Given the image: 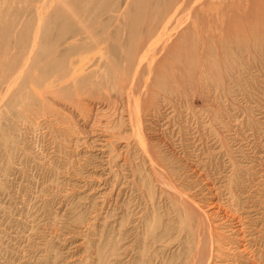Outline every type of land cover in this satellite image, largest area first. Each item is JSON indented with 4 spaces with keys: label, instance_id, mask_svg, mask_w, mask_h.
Wrapping results in <instances>:
<instances>
[{
    "label": "rangeland",
    "instance_id": "374dc122",
    "mask_svg": "<svg viewBox=\"0 0 264 264\" xmlns=\"http://www.w3.org/2000/svg\"><path fill=\"white\" fill-rule=\"evenodd\" d=\"M176 1L0 0V264H264V0Z\"/></svg>",
    "mask_w": 264,
    "mask_h": 264
},
{
    "label": "bare ground",
    "instance_id": "6f19581e",
    "mask_svg": "<svg viewBox=\"0 0 264 264\" xmlns=\"http://www.w3.org/2000/svg\"><path fill=\"white\" fill-rule=\"evenodd\" d=\"M177 1H178V0H177ZM177 1H176V3H174V4H178ZM184 1H185V0H184ZM181 2H182V1H181ZM179 3H180V2H179ZM177 6H178V5H177ZM177 6L175 5L174 8L177 7ZM167 7H168V5L166 6V8H167ZM169 7H170V6H169ZM5 8H6V7H5ZM5 8H4V9H5ZM172 8H173V7H172ZM174 8H173V9H174ZM1 9H2V8H1ZM7 9H8V8H7ZM11 10H12V9H11ZM173 11H174V10H173ZM6 12H7V11H6ZM1 13H2V12H1ZM1 13H0V14H1ZM165 13H166V12H165ZM160 14H161V13H160ZM171 14H172V13H171ZM3 16H4V14H3ZM159 16H160V15H159ZM169 16H170V15H169ZM169 16H168V17H169ZM157 17H158V15H157ZM165 17H166V20H167V16H165ZM168 20H169V19H168ZM156 21H158V20H156ZM162 21L165 22L164 20H162ZM163 22H161V23H163ZM161 23H159V24H161ZM171 23H172V22H171ZM171 23H169V24H171ZM10 25H11V24H10ZM154 25H156L155 22H154ZM157 25H158V24H157ZM167 25H168V24H167ZM167 25H165V26H167ZM7 26H8V25H7ZM159 26H160V25H159ZM16 27H17V25H16ZM13 28H14V27H13ZM22 28H23V27H22ZM158 28H159V27H158ZM163 28H164L163 26H162V29H161V27H160L161 30H163ZM168 28H169V27H168ZM16 29H17V28H16ZM20 29H21V27H20ZM20 29H19V30H20ZM153 29H155V28L152 27L151 30H153ZM156 29H157V28H156ZM8 30H10V29L8 28ZM8 30H7V31H8ZM13 30H14V29H12V31H13ZM21 30H22V29H21ZM7 31H6V33H7ZM17 31H18V30H17ZM17 31H16V33H17ZM153 31H154V30H153ZM155 31H156V30H155ZM8 32L10 33V31H8ZM19 32H21V31H19ZM6 33H5V35H8V34H9V33H8V34H6ZM13 33H14V32H13ZM21 33H22V32H21ZM17 34H19V33H17ZM22 34H23V33H22ZM151 34H152V33L149 34L150 37L147 38V36H146V37H143V38H145L146 40L149 39V38H151V37H153L154 39H156L155 36H151ZM154 35H156V34L154 33ZM2 36H3V35H2ZM11 36H12V33H11ZM13 36H14V37H12V38H13L14 41H15V35L13 34ZM6 37H8V39L10 38V36H6ZM16 37H17V36H16ZM19 37H20V36H19ZM21 37H22V36H21ZM23 37H24V36H23ZM2 38H3V37H2ZM4 38H5V37H4ZM24 38H25V37H24ZM162 38H163V37H162ZM159 39H160V38H159ZM159 39H158V40H159ZM18 40H19V39H18ZM24 40H25V39H24ZM146 40H145V41H146ZM151 40H153V39H151ZM8 41H9V40H8ZM12 41H13V40H12ZM12 41H10V42H12ZM148 41H149V40H148ZM154 41H155V40H154ZM10 42H9L8 45L11 44ZM143 42H144V40H143ZM15 43H16V41L14 42V44H15ZM20 43H22V41H21ZM25 43H26V42H25ZM144 43H145V42H144ZM12 44H13V43H12ZM148 44H149V42H148ZM152 44L154 45V43H152ZM18 45H19V42H18ZM144 45H145V44H144ZM14 46H15V45H14ZM145 46H146V45H145ZM11 49H12V48H11ZM24 49H25V48H24ZM9 50H10V49H9ZM9 50H8V52H9ZM13 50H14V49H13ZM143 50H144V49H143ZM8 52H7V53H8ZM12 52H13V51H12ZM23 52H24V50H23ZM141 52H142V51H141ZM13 53H14V52H13ZM143 53H144V52H143ZM11 54H12V53H8L7 55L10 57ZM8 56H7V57H8ZM14 56H16V54H15ZM26 56H27V55H26ZM23 57H25V56H23ZM12 58H13V57H12ZM26 58H27V57H26ZM26 58H25V59H26ZM8 60H9V59H8ZM22 60H23V59H22ZM14 63H15V61H14ZM23 63L25 64L24 66H26V65L29 66V64L26 63L25 60H23ZM0 65H3V64L0 63ZM24 66H23V67H24ZM19 67H20V66H19ZM0 68H2V66H1ZM21 68H22V66H21ZM25 69H26V67H25ZM25 69H24V70L21 69V72H19L18 74L16 73V77H15V78L12 77V79L15 81L16 78L18 79V77L23 78V77H21V76L23 75L22 72H24ZM0 70H1V69H0ZM27 70H28V69H27ZM27 70H26V71H27ZM9 71H10V70H9ZM19 71H20V70H19ZM1 72H2V71H1ZM10 76H12V75L10 74ZM14 76H15V75H14ZM1 77H3V76H1ZM1 79H2V78H1ZM24 79H25V78H24ZM26 79H27V77H26ZM7 80H8V79H7ZM18 81H19V80H18ZM16 83H18V82H16ZM19 83H20V82H19ZM14 84H15V83H14ZM15 85H17V84H15ZM15 85H7V89H4V90H5V91H10L11 88H13V86H15ZM5 86H6V85H5ZM0 87H1V89H2V86H1V85H0ZM5 88H6V87H5ZM1 89H0V90H1ZM2 90H3V89H2ZM3 92H4V91H3ZM0 93H1V92H0ZM2 94H3V93H2ZM0 95H1V94H0ZM4 96H6V94H5ZM5 99H6V97H5ZM96 123H98V122H96ZM97 126H98V125H97ZM141 128H142V127H141ZM141 128H140V130H141ZM95 131H96V130H95ZM140 134H141V133H140ZM106 139H107V138H106ZM140 141H141V140H140ZM142 141H143V140H142ZM142 144H144V142H143ZM144 145H145V144H144ZM144 145H143V146H144ZM200 147H201V146H200ZM145 148H147V147H145ZM173 150H174V149H173ZM175 152H176V151H175ZM148 154H149V153H148ZM196 156H197V155H196ZM197 157H198V156H197ZM149 158H150V157H149ZM151 159H153L152 155H151ZM153 160H154V159H153ZM151 161H152V160H151ZM153 162H154V163H153ZM153 162H151V163L156 164L155 161H153ZM153 164H152L151 166H153ZM160 165H161V163H160ZM154 167H156V165H154ZM157 167H158V166H157ZM157 167H156V169H158ZM152 168H153V167H152ZM153 169H155V168H153ZM156 169H155V171H156ZM195 169H196V168H195ZM159 170H161V169H159ZM167 170H168V169H167ZM157 171H158V170H157ZM161 171H163V169H162ZM161 171H160V172H161ZM158 172H159V171H158ZM158 172H157V174H158ZM160 172H159V174H161ZM154 173H155V172H154ZM200 173H201V172H200ZM148 174H149V173H148ZM155 174H156V173H155ZM159 174H158V175H159ZM170 174H171V177H172V176H173L172 173H170ZM158 175H157V177H158ZM162 175L165 176L166 173H164V171H163ZM162 175H159V179L164 180V179H163L164 176L161 177ZM155 176H156V175H155ZM155 176H154V177H155ZM166 176H168V175H166ZM169 176H170V175H169ZM169 176H168V177H169ZM148 177H149V176H148ZM151 177H152V176H151ZM157 177H156V178H157ZM160 177H161V178H160ZM168 177H165V180H166ZM173 177H174V176H173ZM148 179H149V178H148ZM168 179H170V177H169ZM168 179H167V180H168ZM171 179H172V178H171ZM150 180H151V179H149V181H148L149 183H150ZM157 180H158V179H157ZM165 180H164V181H161V183L163 184V182H165V183L163 184V186L166 187V183H167V182L169 183L171 180H170V181L168 180L167 182H166ZM155 181H156V180H155ZM158 181H160V180H158ZM158 181H157V182H158ZM173 181H175V180H173ZM148 182H147V183H148ZM145 183H146V182H145ZM147 183H146V184H147ZM152 183H153V181H152ZM152 183H150V186H152V185H151ZM155 183H156V182H155ZM155 183H154V184H155ZM171 184H172V182H171ZM160 185H161V184H160ZM160 185H159V186H160ZM144 186H145V185H144ZM169 187H170V189H173V187H175V186L173 185V187H171V185H169V186L167 187V189H169ZM177 187H178V186H177ZM181 189H182V188H181ZM174 190H176V187L174 188ZM179 190H180V189H179ZM171 191H172V190H171ZM177 192H178V191H177ZM177 192H174V193L176 194ZM180 192H181V190H180ZM181 193H182V192H181ZM181 193H180V195H181ZM182 194H183V193H182ZM178 195H179V194H178ZM184 196H185V195H183V198H184ZM186 196H187V195H186ZM179 197H180V196H179ZM186 198H187V197H185V199H186ZM182 201H183V199L181 198V201H180V202H182ZM190 201H191V200H190ZM183 202H184V201H183ZM190 203H191V202H190ZM182 204H183V203H182ZM182 204H180V205H182ZM187 204L189 205V203H186V205H187ZM172 205L174 206L175 204L173 203ZM183 205H184V204H183ZM191 206L193 207V205H191ZM182 207H183V206H182ZM195 207H196V206H195ZM190 208H191V207H190ZM172 209H173V208H172ZM175 209H176V205L174 206V210H175ZM198 209H199V208H198ZM198 209H197V211H198ZM225 210H226V208H225ZM190 211H191V210H190ZM192 211H193V210H192ZM192 211H191L190 213H192ZM180 212H181V211H180ZM184 212H185V211H184ZM199 212H200V209H199ZM199 212H198V213H199ZM193 213H194V211H193ZM195 213H196V212H195ZM195 213H194V214H195ZM203 213H204V212H203ZM203 213H202V214H203ZM229 213H230V212H229ZM181 214H182V213H181ZM204 214H205V213H204ZM177 215H178V213H177ZM196 215H197V214H196ZM228 215L230 216L231 214H228ZM184 217H185V216H184ZM197 217H198V216H197ZM199 217H203V216H200V215H199ZM193 219H194V218H193ZM202 219H203V218H202ZM178 220H180V219H178ZM204 220H205V219H204ZM235 220H237V219H235ZM240 220H241V219H240ZM188 221H189V220H188ZM201 221H202V220H201ZM208 221H209V220H208ZM208 221H207V216H206V220L203 221V224H204V223L206 224V222H208ZM180 222H182V221H180ZM180 222H179V223H180ZM185 222H186V221H185ZM194 222H196V221H194ZM198 222H199V221H198ZM210 223H211V222L207 223V225H209ZM213 223H214V222H213ZM238 223H239V222H238ZM188 224H189V223H188ZM195 224H196V223H195ZM199 224H201L202 226L205 225V224L203 225L202 222H201V223L199 222V223H198V227H199V228H200V226H201V225H199ZM207 225H206V226H207ZM236 226H237V225H236ZM185 227H186V226H185ZM238 227H239V226H238ZM121 228H122V227H121ZM186 228H187V227H186ZM188 228H189L188 231H191V230H190L191 228H190L189 226H188ZM196 228H197V227H196ZM199 228H197V230H198ZM201 228H202V230H201V232H202L205 228H204V227H201ZM201 228H200V229H201ZM213 228H215V226H213ZM200 229H199L198 233L200 232ZM208 229H209V230H208ZM208 229H207V231H208L207 233H208V234L210 233V230H211V233H213V232H212V229H210V226H208ZM186 230H187V229H186ZM197 230H195V231H197ZM239 230H241V229H239ZM119 231H120V230H119ZM241 231H242V230H241ZM181 232H182V231H181ZM193 232H194V231H193ZM216 232H217V230H216ZM119 233H120V232H119ZM187 233H189V232H187ZM187 233H186V234H187ZM195 233H197V232H195ZM195 233H194V234H195ZM198 233L195 234V235H197L196 237H197L198 239H199V237L204 238V236H199V237H198ZM202 233H203V232H202ZM207 233H206V234H207ZM214 233H215V232H214ZM214 233H213V234H214ZM181 234H183V233H181ZM181 234H180V235H181ZM189 234H190V233H189ZM216 234H217V233H216ZM243 234H244V233H243ZM180 235H179V236H180ZM199 235H204V234H199ZM220 235H221V234H220ZM220 235H219V236H220ZM191 236H192V235H191ZM191 236H190V237H191ZM209 236H211V235L209 234ZM212 236H213V235H212ZM213 237H214V236H213ZM213 237H207V236H206V238H208V239L210 238L209 241L207 240V243H208V242L210 243V240H211V238H213ZM221 238H222V237H221ZM198 239H197V240H198ZM218 239H220V238H218ZM222 239H223V238H222ZM222 239H221V240H222ZM199 240H200V239H199ZM213 240H214V239H213ZM213 240H212V241H213ZM212 241H211V243H212ZM214 241H215V240H214ZM222 241H223V240H222ZM196 242H197V241H196ZM217 242H218V241H216L215 243H217ZM192 243H193V242H192ZM197 243H198V242H197ZM201 243H202V241H201ZM201 243L199 242L198 244H201ZM204 243H205V241H204ZM209 243H208L206 246H208V247L213 246L211 243H210V245H209ZM219 243L221 244V242H219ZM226 243H227V242H226ZM198 244H197V247L199 248ZM202 244H203V243H202ZM217 244H218V243H217ZM189 245H190V246H189ZM189 245H188V246L190 247V249L193 248V247H191L192 244L189 243ZM214 245H215V244H214ZM193 246H194V244H193ZM216 246H217V245H215V247H216ZM194 247H195V246H194ZM208 247L206 248L207 250H202V252L206 251V255L208 254L209 250L211 249V248L208 249ZM204 248H205V244H204ZM204 248H203V249H204ZM195 249H197V248H195ZM216 249L218 250L217 247H216ZM212 250H213V249H212ZM212 250H211V251H212ZM196 251H198V249L195 250V252H196ZM207 251H208V252H207ZM195 252L193 253V256H194ZM212 252H213V251H212ZM209 253H210V252H209ZM198 254H199V252H197V255H198ZM210 254H212V253H210ZM197 255H195L196 258H198ZM206 255L203 254V255H201V256H206ZM207 256H209V254H208ZM210 256H211V255H210ZM193 259H194V257H193ZM193 259H191V261H189V262H193V261H194ZM202 259H203V257L200 258V261H202ZM192 260H193V261H192ZM196 260H197V259H195V261H196ZM187 261H188V260H186V262H187ZM195 261H194V262H195ZM208 261H210V260L208 259ZM194 262L191 263V264H195ZM202 262H203V261H202ZM204 262H205V261H204ZM204 262H203V264H206V263H207V262H206V263H204ZM188 264H189V263H188ZM199 264H201V263L199 262Z\"/></svg>",
    "mask_w": 264,
    "mask_h": 264
}]
</instances>
